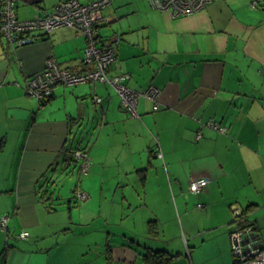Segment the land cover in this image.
<instances>
[{
	"label": "crops",
	"instance_id": "obj_1",
	"mask_svg": "<svg viewBox=\"0 0 264 264\" xmlns=\"http://www.w3.org/2000/svg\"><path fill=\"white\" fill-rule=\"evenodd\" d=\"M64 1L18 0L17 17ZM97 34L116 50L111 77L139 95L155 87L157 110L140 96L131 117L110 83L58 86L39 103L27 80L49 59L86 70L85 37L61 27L12 48L0 35V264H146L147 248L173 264H233L245 208L264 252V0H212L177 18L114 0ZM74 150L84 159L64 162ZM61 176L67 192L54 190ZM197 178L209 182L191 194Z\"/></svg>",
	"mask_w": 264,
	"mask_h": 264
},
{
	"label": "built area",
	"instance_id": "obj_2",
	"mask_svg": "<svg viewBox=\"0 0 264 264\" xmlns=\"http://www.w3.org/2000/svg\"><path fill=\"white\" fill-rule=\"evenodd\" d=\"M112 0H94L85 4L79 0H68L58 5L51 13L40 14L36 19L21 21L17 18L16 6L18 0H0V31L2 36L13 47H20L34 42L37 34H49L61 27H71L82 34L87 44L83 54L84 68L78 73L59 66L54 59L46 62L42 73L27 80V92L38 101L48 99L56 87H72L79 84L110 83L120 96L124 110L131 116H137V102L140 96L154 101L153 110H157L155 103L159 91L149 86L140 95L129 90L123 85L129 77L127 75L112 76L111 67L116 60V50L112 44L99 45L97 25L100 22L101 12ZM149 3L160 11L167 12L171 17L190 16L205 9L212 0H148ZM99 104L101 99H95ZM213 126L212 124H210ZM199 138V135H197ZM161 155V154H158ZM76 157L81 158L80 152ZM159 157V156H158ZM81 172L87 173V165H80ZM207 178L192 179L188 190L198 194L208 184ZM75 197L84 200L86 195L77 191ZM239 210L235 211L237 220ZM8 215L0 217V229L6 230ZM234 221V230L230 234L231 249L235 264H264V252L260 249L259 236L249 228L237 227ZM27 232L18 235L20 239L28 237Z\"/></svg>",
	"mask_w": 264,
	"mask_h": 264
},
{
	"label": "trees",
	"instance_id": "obj_3",
	"mask_svg": "<svg viewBox=\"0 0 264 264\" xmlns=\"http://www.w3.org/2000/svg\"><path fill=\"white\" fill-rule=\"evenodd\" d=\"M66 1H68V0H66ZM66 1H64V2H66ZM112 1H114V0H112ZM111 1V2H112ZM64 2H60V3H58L56 6H54V8L51 10V12L58 6V5H60L61 3H64ZM111 2L109 3V4H111ZM108 4V5H109ZM51 12H48V13H51ZM48 13H45V14H48ZM16 14H17V6H16ZM18 18V17H17ZM20 20V19H19ZM21 21H24V20H21ZM99 24V23H98ZM98 26V25H97ZM96 30H97V28H96ZM53 32V31H52ZM78 32V31H77ZM79 33V32H78ZM50 34V33H49ZM0 35H1V38H4L3 36H2V34H1V31H0ZM45 35H47V34H45ZM82 35V34H81ZM5 39V38H4ZM98 39H99V45H102V44H105V43H103L102 42V40H101V37L100 36H98ZM6 40V39H5ZM85 40H86V38H85ZM6 42H7V40H6ZM8 43V42H7ZM86 44H87V40H86ZM8 46L9 47H12L13 48V46L12 45H10L9 43H8ZM50 97H52V95L50 96ZM49 97V98H50ZM39 103H42V102H44V100H42V101H38ZM75 151V152H74ZM72 153H70V156H66L65 158H64V162H66V161H69L70 159L71 160H73L74 162H78L79 160H80V158H77L76 157V150H74ZM154 156L155 157H157V155H156V153H154ZM84 156H82L81 158H82V160L84 159L83 158ZM79 165H81V164H79ZM144 171V169L143 168H140L139 170H138V172H140V173H142ZM247 209L248 208H245V209H240L239 210V214L236 216L237 217V220H236V218L234 217L233 218V222L234 221H236L237 222V227H240V228H249V229H251L252 231H254V233H255V227L253 226V223L251 222V220H249V216H248V212H247ZM151 233H153V234H156L155 232H153V230H154V226H152V224H153V221H151ZM234 229L232 228V231H233ZM231 231V232H232ZM260 249H261V251L263 252V250H262V247H260ZM142 257H143V261L146 263V264H173V259H174V257L175 256H173V255H171L170 253H168L167 251H165V250H161V249H149V248H147L146 249V251H145V253L142 255ZM233 264H235V260H234V258H233Z\"/></svg>",
	"mask_w": 264,
	"mask_h": 264
},
{
	"label": "rangeland",
	"instance_id": "obj_4",
	"mask_svg": "<svg viewBox=\"0 0 264 264\" xmlns=\"http://www.w3.org/2000/svg\"><path fill=\"white\" fill-rule=\"evenodd\" d=\"M80 166V165H79ZM79 166H78V171H79ZM68 173V172H67ZM80 175H79V174ZM62 178L61 179H59V185H58V183H57V185L54 187V190L55 189H57V191H59V189L61 188L62 189V191L64 192L65 190V192H67V187H65V183L67 182V183H69V179H67L66 177H63V176H61ZM85 178V176L84 175H82L81 174V172L79 171V172H76L75 174H74V176L72 177V180L74 181L73 183H75V186H76V188H78V189H80V182L82 181V179H84ZM66 179V180H65ZM71 180V181H72ZM81 180V181H80ZM56 191V190H55ZM76 192L77 191H74L73 192V195H72V199L73 200H75V201H78V200H76L77 198L75 197V194H76ZM82 192V191H81ZM85 194V193H84ZM192 194V193H191ZM86 199V198H85ZM84 199V200H85ZM80 201H83V200H80ZM232 264V263H231Z\"/></svg>",
	"mask_w": 264,
	"mask_h": 264
}]
</instances>
